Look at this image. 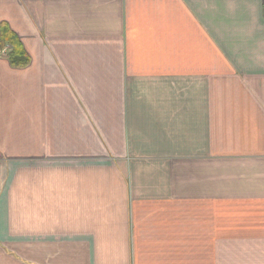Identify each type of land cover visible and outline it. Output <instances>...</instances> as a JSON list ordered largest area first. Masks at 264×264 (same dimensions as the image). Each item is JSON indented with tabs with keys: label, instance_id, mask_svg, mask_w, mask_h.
<instances>
[{
	"label": "crops",
	"instance_id": "crops-1",
	"mask_svg": "<svg viewBox=\"0 0 264 264\" xmlns=\"http://www.w3.org/2000/svg\"><path fill=\"white\" fill-rule=\"evenodd\" d=\"M0 264H264V0H0Z\"/></svg>",
	"mask_w": 264,
	"mask_h": 264
},
{
	"label": "trees",
	"instance_id": "trees-1",
	"mask_svg": "<svg viewBox=\"0 0 264 264\" xmlns=\"http://www.w3.org/2000/svg\"><path fill=\"white\" fill-rule=\"evenodd\" d=\"M0 52L7 55L15 67H24L30 62V55L21 38L7 23L0 31Z\"/></svg>",
	"mask_w": 264,
	"mask_h": 264
}]
</instances>
